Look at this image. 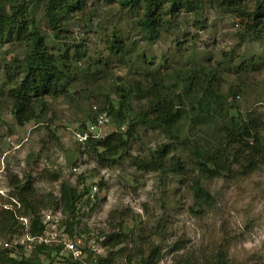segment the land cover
Returning <instances> with one entry per match:
<instances>
[{
    "label": "trees",
    "instance_id": "1",
    "mask_svg": "<svg viewBox=\"0 0 264 264\" xmlns=\"http://www.w3.org/2000/svg\"><path fill=\"white\" fill-rule=\"evenodd\" d=\"M98 7L107 9V15L114 18L106 26L91 24L87 29L97 41L98 51L90 50V43L84 38L66 42L62 21L77 13L89 22L92 14L89 16L87 9L95 11L93 18H96ZM212 7L230 14L241 24L243 34L239 35L252 42L264 41V0H250L249 4L246 0H0V48L8 45L20 50V55L4 59L0 64V105L4 102L9 105L10 115L18 127L29 123L44 125L52 100L74 96L73 90L80 86L99 85L105 80L104 74L111 72L109 65L117 64L139 73L145 69L162 70L168 58L146 55L140 51L139 43L153 44L174 25L179 26L183 18L195 17L194 27L201 28L198 19L206 8ZM122 23L127 24L128 34H125L127 27L120 28ZM41 24L50 30L51 38L40 30ZM158 59L162 63L148 70ZM192 61L193 57L189 56L186 63ZM251 62L255 63L256 58ZM207 71L182 68L162 75L157 71V80L149 84L145 83L147 80L115 79L114 86L108 87L117 96V103L109 98V93L105 94L102 105L89 117L90 125H96V115L106 112L117 128L104 138H89L84 142L97 166L119 165L132 142L140 140L138 128L157 131L167 142L149 149L146 156L131 158L130 163L141 172L172 175L180 185L186 184V176L190 177L187 188L193 203L189 211L198 215L215 205L214 195L205 185L207 182L232 179L236 173L246 175L258 162L264 164L262 115L256 110L241 113L233 100L238 91L230 89L224 95L221 80H215ZM148 76L149 72L145 79ZM141 101L146 102L144 108L133 110L132 104ZM50 131L47 128L51 139ZM86 174L78 177L76 186L62 181L56 196L38 195L30 176L21 180L16 176L9 178V196L13 203L8 204L13 208L0 207V237L18 233L20 218L28 220L31 237L41 236L45 230L41 216L44 210L64 214L62 233L72 237L78 203L82 201L84 206L89 201L85 203L83 199L89 187H79L91 172ZM57 178L49 176L53 181ZM101 238H104L102 246L111 251V258L125 256L127 264H158L160 260V252L153 245L146 255L123 248L113 251L127 242L126 236L112 234ZM7 247H0V264H54L62 250L54 244L40 243L27 256L19 244ZM86 253L90 264L109 263L110 258ZM179 259L195 264L196 258ZM65 263L83 264V261L65 260ZM203 264L230 263L225 252L217 250Z\"/></svg>",
    "mask_w": 264,
    "mask_h": 264
},
{
    "label": "rangeland",
    "instance_id": "2",
    "mask_svg": "<svg viewBox=\"0 0 264 264\" xmlns=\"http://www.w3.org/2000/svg\"><path fill=\"white\" fill-rule=\"evenodd\" d=\"M249 2L246 0L247 4ZM89 10L88 15L92 14L89 22L77 13L62 21L65 28L63 36L66 42L84 38L87 44L90 43V50L98 51V43L90 32L87 33V29L91 24L106 26L114 18L107 15V9L98 7L96 18H93L95 11L92 13ZM194 20L195 17L183 18L179 26L174 25L153 44L146 41L139 43L140 51L146 55L168 58L162 70H149L157 68L163 61L160 59L148 68L149 71L145 69L142 73L117 64L109 65L111 72L107 73L108 78L104 74L106 81L94 87H77L73 90L74 96L52 100L44 125L29 123L18 127L10 115L9 105L6 102L1 104L0 207L5 205L13 208L8 204L13 203L10 201L8 182L14 176L20 180L26 175L30 176L38 195L51 193L56 196L62 181H67L71 186L77 185L78 175H72V168H78L80 173L91 172L79 186L80 189L85 186L90 190V185L105 183L102 174L107 176L111 173V183L102 189L98 186L96 199L87 193L83 199L85 203L88 198L89 201L84 206L82 201L78 203L75 230L68 239L79 250L91 252L94 257L110 258L108 264H127L125 256L111 258V251L101 244L104 238L100 239V236L121 234L126 236L127 242L113 251L123 248L146 255L153 245L160 252L158 264H187L188 261L179 258L188 256L196 258L195 264H203L204 259L217 250L225 252L230 264H264L263 163L258 162L255 169L246 175L236 173L232 179L207 182L205 185L214 195L215 205L205 213L196 215L189 211L193 203L187 188L190 177L186 176V184L180 185L172 175L141 172L130 163L131 158L146 156L155 146L167 142V138L159 132L138 128L140 140L132 142L119 165L106 167L110 170H101L99 173L96 170L92 172L91 169L96 168L97 164L92 153L87 152L82 143L84 141L79 142L84 139H80V134L88 129L98 139L117 130L111 119L107 125L102 123L99 130L92 128L89 121V117L94 114L92 108L98 109L102 105L103 95L109 93V98L117 103V96L108 87L114 86L115 79L124 82L147 80L145 83L149 84L157 80V71L162 75L182 68L208 69L207 73L213 75L215 80H221L220 88L224 95L230 89L238 91V95L232 99L241 113L256 110L264 119V41L252 42L246 36L239 35L243 34L241 24L230 14L214 7L206 8L198 19L201 28L194 27ZM121 27H127L125 34H128L127 24L122 23ZM40 30L51 38L50 30L44 25L41 24ZM18 55V48L4 45L0 48V64L4 59L9 60ZM189 56L193 57V61L186 63ZM252 58H256L253 64ZM147 72L149 76L145 79ZM99 92L102 96H99ZM145 103L134 102L133 110L144 108ZM47 128L53 135L51 139ZM188 172L191 175V170ZM50 175H56L57 181L50 180ZM57 212L44 210L42 219L46 214L57 215ZM65 219L64 214L58 215L59 227L44 220L50 233L45 237L48 241L54 237L56 239L63 232L61 222ZM26 222L29 224L27 219ZM20 225L18 233L0 237V247L5 246L4 242L12 246L19 244L28 256L38 243L30 241L27 230ZM86 251L81 261L90 264ZM70 257L71 254L62 249L54 264H66L65 260H71Z\"/></svg>",
    "mask_w": 264,
    "mask_h": 264
},
{
    "label": "clouds",
    "instance_id": "3",
    "mask_svg": "<svg viewBox=\"0 0 264 264\" xmlns=\"http://www.w3.org/2000/svg\"><path fill=\"white\" fill-rule=\"evenodd\" d=\"M93 109V113H96V111H97V108L96 107H93L92 108ZM96 117H97V123H96V125H91V127L92 128H94V129H96V130H99V126L103 123L104 125H107L108 123H109V120H110V118L108 117V115L106 114V112H102V113H99V114H97L96 115ZM100 118H102V123H99V121H100ZM120 131H123V128H120ZM116 132V131H115ZM112 133H114V132H112ZM81 138H84L83 140H79V142H82V141H86L87 139H89V138H92V139H98V138H95V137H93V134H92V131L90 130V129H88L86 132H82L81 134H80V139ZM84 142H82V143H84ZM96 166V168H93V169H91L93 172H94V170H96L98 173H99V171H101V170H105V169H109V168H106V167H99V166H97V165H95ZM72 169H74V168H72ZM76 169H78V168H76ZM110 170V169H109ZM78 171H79V169H78ZM71 173H72V175H75L76 173H73L72 172V170H71ZM85 173H87L86 171L84 172V173H78L77 175H78V177L79 176H81V175H83V174H85ZM111 176H112V174L111 173H109L107 176H104L103 174H102V177L104 178V180L107 182H105V183H101V184H99L98 186L102 189L103 187H105L107 184H110L111 183ZM78 177H77V179H78ZM101 182H104V181H101ZM91 187H90V190H89V192H88V194L90 195V194H92V195H94L93 196V199H96V196L98 195V186L96 185V184H93V185H90ZM96 188V191H93V188ZM91 198V197H90ZM89 199V198H88ZM92 199V198H91ZM58 214L57 215H51L50 216V214H46L47 216L46 217H49L50 219H49V221H47V223H49V224H52L53 226H57V227H59V225H60V220H58V215L60 214H62L61 212H57ZM46 217H44L43 219H42V224L44 225V227H45V230H44V232H43V234L41 235V236H39V237H43L44 236V233H45V231H46V224H44V220L46 219ZM20 219H26V218H20ZM20 219H18L19 220V222H20ZM20 224H21V222H20ZM27 228H29V224H28V227ZM25 229V228H24ZM27 233L26 234H28V236H29V238H39V237H31L30 236V234L28 233V229H27V231H26ZM61 235H65L67 238H68V236H70V235H68L67 233H62L61 232V234L58 236V237H61ZM36 243H38V244H40V242L38 241V240H34ZM50 244H54V245H56L55 243H50ZM56 246H60V247H62V249L64 250V247L62 246V244H57ZM84 252H83V250H82V254H83ZM70 259L72 260V261H81V260H74L72 257H70Z\"/></svg>",
    "mask_w": 264,
    "mask_h": 264
},
{
    "label": "built area",
    "instance_id": "4",
    "mask_svg": "<svg viewBox=\"0 0 264 264\" xmlns=\"http://www.w3.org/2000/svg\"><path fill=\"white\" fill-rule=\"evenodd\" d=\"M99 123H102V118H100V121H99ZM72 172L73 173H76V174H78L79 173V171H78V169H76V168H74V169H72ZM103 173V172H102ZM93 191H96V188L94 187L93 188ZM49 217H46V219H45V221L47 222V221H49ZM20 222H21V225L22 226H24V230H27L28 228V223L26 222V219H20ZM46 222H44V224H46L47 225V223ZM49 224V223H48ZM47 233H49V231H47V228H46V231H45V233H44V236L43 237H39V238H30V239H28V240H30V241H34V240H38L40 243H44V244H50V243H57V244H62V246L64 247V250H66L68 253H70L71 254V256H72V258L74 259V260H81L82 258H83V254H82V251L81 250H79L78 249V247H77V245L76 244H74V243H72L65 235H61V239L60 238H58V236H57V238L55 239V237L52 239V240H47L45 237L47 236ZM50 234V233H49ZM53 235L55 236V233L53 232ZM27 238H29V237H27ZM55 239V240H54ZM8 246V244H5V246L4 247H7Z\"/></svg>",
    "mask_w": 264,
    "mask_h": 264
}]
</instances>
